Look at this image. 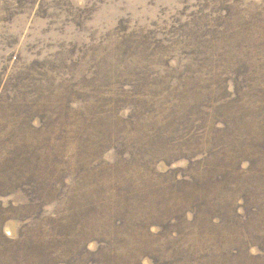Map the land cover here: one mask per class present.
I'll return each instance as SVG.
<instances>
[{"label": "rangeland", "instance_id": "374dc122", "mask_svg": "<svg viewBox=\"0 0 264 264\" xmlns=\"http://www.w3.org/2000/svg\"><path fill=\"white\" fill-rule=\"evenodd\" d=\"M0 264H264V0H0Z\"/></svg>", "mask_w": 264, "mask_h": 264}, {"label": "trees", "instance_id": "16d2710c", "mask_svg": "<svg viewBox=\"0 0 264 264\" xmlns=\"http://www.w3.org/2000/svg\"><path fill=\"white\" fill-rule=\"evenodd\" d=\"M65 243H66V244H67V243L69 244L68 241H65ZM74 243H76V241H75ZM79 243H82V242H79ZM86 244H87V243H85V246H84V247H82V246L79 245V246H80L79 249H86V248H85V247H87Z\"/></svg>", "mask_w": 264, "mask_h": 264}]
</instances>
